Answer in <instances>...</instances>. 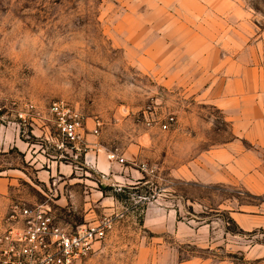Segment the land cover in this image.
I'll list each match as a JSON object with an SVG mask.
<instances>
[{
	"label": "rangeland",
	"instance_id": "rangeland-1",
	"mask_svg": "<svg viewBox=\"0 0 264 264\" xmlns=\"http://www.w3.org/2000/svg\"><path fill=\"white\" fill-rule=\"evenodd\" d=\"M234 28L253 51L264 0H0V264H40L15 240L35 205L70 230L112 219L75 264H264V194L204 178L235 135L192 46ZM60 101L85 119L76 147Z\"/></svg>",
	"mask_w": 264,
	"mask_h": 264
},
{
	"label": "crops",
	"instance_id": "crops-1",
	"mask_svg": "<svg viewBox=\"0 0 264 264\" xmlns=\"http://www.w3.org/2000/svg\"><path fill=\"white\" fill-rule=\"evenodd\" d=\"M250 36L254 39L253 51L248 46L250 37L237 28L223 33L219 45L200 37L201 44L192 47L202 55L196 62L199 70L211 72V79L212 71L220 74L219 92L210 88L201 97L226 113L235 135L205 154L214 170L206 167L204 178L210 182H237L264 194V31ZM90 162L102 171L101 162Z\"/></svg>",
	"mask_w": 264,
	"mask_h": 264
},
{
	"label": "built area",
	"instance_id": "built-area-1",
	"mask_svg": "<svg viewBox=\"0 0 264 264\" xmlns=\"http://www.w3.org/2000/svg\"><path fill=\"white\" fill-rule=\"evenodd\" d=\"M51 111L65 141L75 147L84 143L85 119L80 112L72 110L63 101L55 102ZM147 112L153 114L145 111L143 114L146 117ZM174 120V116H169L165 122L160 123L161 128L167 129ZM150 121L148 124L155 122ZM94 132L97 134L98 130L94 129ZM116 157L115 153L108 156L111 160H116ZM21 213L26 224L22 228L23 232H18L19 238L15 239L21 243L19 255L40 264H75L81 261L92 253L97 243L106 238L113 226L112 219L104 217L101 221L70 230L56 223L44 205L26 207Z\"/></svg>",
	"mask_w": 264,
	"mask_h": 264
}]
</instances>
